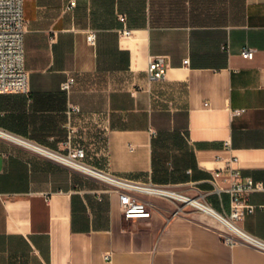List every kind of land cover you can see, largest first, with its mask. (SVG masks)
I'll use <instances>...</instances> for the list:
<instances>
[{
    "label": "crops",
    "instance_id": "crops-1",
    "mask_svg": "<svg viewBox=\"0 0 264 264\" xmlns=\"http://www.w3.org/2000/svg\"><path fill=\"white\" fill-rule=\"evenodd\" d=\"M24 15L30 90L0 94V130L223 214L212 170L237 157L264 183V0H25ZM58 161L0 136V264H264L204 212L143 195L151 217L126 218L116 192ZM246 200L240 226L264 241V191Z\"/></svg>",
    "mask_w": 264,
    "mask_h": 264
},
{
    "label": "built area",
    "instance_id": "built-area-1",
    "mask_svg": "<svg viewBox=\"0 0 264 264\" xmlns=\"http://www.w3.org/2000/svg\"><path fill=\"white\" fill-rule=\"evenodd\" d=\"M24 4L25 0H0V94L10 92L25 93L30 90V76L25 68L27 21L24 15ZM70 6H75V2L71 1ZM123 33L126 34L127 30H124ZM88 41L91 44L95 43L94 32L88 35ZM242 54L246 58H252L253 50L246 48ZM185 63H188V60H185ZM168 65L169 62L166 56L158 55L151 57L147 67L148 80L150 82L162 80L166 74ZM73 84L74 78H69L63 83L62 88L70 90ZM74 109L77 110V108ZM240 112L241 110H236L234 113L239 114ZM0 136L17 141L32 151L51 159L55 160L47 152L59 154L103 172L110 179L103 181L108 183L111 186V190L117 193L121 212L126 218L151 217V209L154 207V204L149 200L143 199V195L183 202L182 205H177L173 212L174 215L185 212L189 206L196 208L202 213V210L197 205L190 203L192 199L216 210L205 199L194 198L171 187L152 182L138 183L129 181L92 167L84 161L86 150L83 147H70L67 154H61L45 149L31 141L15 137L3 130H0ZM238 163L237 157H231L224 167L212 170L211 178L209 179V182L213 186V192L219 196L221 201L224 194L229 196V213L223 214L216 211L236 225L235 232L227 228L229 233L222 232V236L230 245L245 243L264 250V241L248 233L240 226V222L244 220L247 213L254 210V206L247 202V196L252 192L264 191V183L254 180L251 176H243ZM181 195L188 199L182 200L178 198ZM261 207L264 208V205Z\"/></svg>",
    "mask_w": 264,
    "mask_h": 264
},
{
    "label": "bare ground",
    "instance_id": "bare-ground-1",
    "mask_svg": "<svg viewBox=\"0 0 264 264\" xmlns=\"http://www.w3.org/2000/svg\"><path fill=\"white\" fill-rule=\"evenodd\" d=\"M47 153L50 154V155H52L53 158H55V159H57V160L65 163V164H68V165H70L73 168L82 170L84 172H87V173H89V174H91L93 176H96L98 178H101L103 180H110L109 177L106 174H104L103 172H101V171H98V170L93 169V168H91L89 166L83 165V164H81V163H79L77 161L70 160L69 158H66L64 156H61L59 154L50 153V152H47ZM178 198H180L182 200L188 199V198H186L183 195L178 196ZM190 201H191L190 203H193L194 205H197L202 210V212H204L206 215H209V216L215 218L218 222H220L221 224H223L230 231H232V232H235L236 231L235 230L236 229V225L231 220H229L226 217L222 216L220 213H218L213 208H211V207H209L207 205H202L200 202H197L194 199H192Z\"/></svg>",
    "mask_w": 264,
    "mask_h": 264
},
{
    "label": "rangeland",
    "instance_id": "rangeland-1",
    "mask_svg": "<svg viewBox=\"0 0 264 264\" xmlns=\"http://www.w3.org/2000/svg\"><path fill=\"white\" fill-rule=\"evenodd\" d=\"M35 153V152H34ZM59 162V161H58ZM60 163H62V162H60ZM64 164V163H63ZM65 166H66V164H65ZM68 168H70L71 170H73L74 172H76V173H79V174H83V175H85V176H88V177H90V178H93V179H95V180H98L99 182H101V183H103L107 188H109V189H111V186L108 184V183H106L105 181H103V179H101V178H98V177H96V176H93V175H91V174H89V173H87V172H84V171H82V170H79V169H76V168H73V167H69V166H67ZM159 200H162V201H166V202H168V203H170V204H174L176 207H177V205H182L183 204V202H181V201H174V200H170V199H165V198H158ZM187 211L189 212V211H198L196 208H194V207H192V206H189L188 207V209H187ZM220 223V222H219ZM221 224V223H220ZM218 224L219 226H218V228L222 231V232H224V233H229V230L227 229V227L225 228V226L223 225V224Z\"/></svg>",
    "mask_w": 264,
    "mask_h": 264
}]
</instances>
